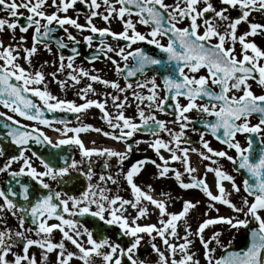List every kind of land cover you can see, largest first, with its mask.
Masks as SVG:
<instances>
[{"label": "snow or ice", "instance_id": "snow-or-ice-1", "mask_svg": "<svg viewBox=\"0 0 264 264\" xmlns=\"http://www.w3.org/2000/svg\"><path fill=\"white\" fill-rule=\"evenodd\" d=\"M0 11L6 13L0 17V33L11 34L7 44L0 39V106L15 114L0 112L5 119L0 127L6 130L3 138L18 153L6 156L0 147V157L5 159L0 173L8 176L7 186L0 188V264H72L74 260L79 264H200L192 251L193 238L202 246L205 264H264V48L255 42V37H264V0H0ZM256 14L261 21L253 18ZM96 18L107 26L98 27ZM113 21H119L122 30L114 31ZM137 25L147 31L141 32ZM241 26H245L243 31ZM29 29L31 46L25 35ZM61 31L63 36L55 35ZM65 38L71 43L67 57L60 51L70 47ZM81 40L92 49L85 59L93 65L101 58L110 63L123 77V87L94 74L99 71L94 66L89 70L75 65ZM53 43L59 54L52 61L56 70L48 75L62 91L68 81L73 87L82 78L90 81L76 93L82 103L52 94L43 66L33 65L38 46L52 54ZM140 43L154 46L156 54L133 47ZM160 69L166 74L158 82L155 72ZM150 70L154 74L149 77ZM58 73L66 79H59ZM93 83L116 94L89 98V94L97 95ZM253 83L261 94L253 91ZM109 97L115 113L108 111ZM133 103L135 115L128 116L125 111ZM93 107L111 131L83 123L81 117ZM46 112L72 113L78 123L69 127L65 119L45 118ZM192 112L197 119L189 115ZM157 113L171 114L174 119H159ZM15 116L33 123L24 124ZM253 117L256 123H252ZM40 125L52 128L59 138L53 141ZM189 130L198 135V141L191 140ZM90 131L123 144V148L86 146L80 134ZM138 133L149 138H137ZM206 136L225 147L214 149ZM238 136L245 137L246 145ZM31 144L51 150L38 153ZM140 144H147L156 159H138L125 171V161ZM62 146L78 149L80 158L65 153ZM192 153L209 161L200 176L195 175L198 169L192 166ZM100 158L102 168H113L115 175L94 171ZM222 159L243 176L240 184L223 169ZM172 162H179L183 171ZM13 164L19 168L12 169ZM149 164L155 168L157 180L172 179L181 190H196L206 198L205 218L194 231L188 217L201 201L183 199L178 212L169 211V203L174 202L170 192L162 191L158 198L152 184L142 187L136 182ZM208 173L213 174L212 185ZM80 178L87 183L79 195L64 190ZM120 178L130 191L129 199L109 187L119 186ZM241 189L237 204L231 197ZM217 204L228 208L231 215H221ZM153 212L155 222H141L150 220ZM9 217L16 221L14 227ZM217 225L221 228L205 238V231ZM224 226L235 232L250 229L243 250H232L231 239L224 241ZM113 228L116 231L109 234ZM57 232L59 240L55 239ZM144 245L150 247L155 261L147 255L141 258ZM34 247L40 250L39 261L30 251ZM218 249L222 250L219 257Z\"/></svg>", "mask_w": 264, "mask_h": 264}, {"label": "rangeland", "instance_id": "rangeland-1", "mask_svg": "<svg viewBox=\"0 0 264 264\" xmlns=\"http://www.w3.org/2000/svg\"><path fill=\"white\" fill-rule=\"evenodd\" d=\"M98 19L99 18H96V22L101 23V22L97 21ZM101 21H103V20H101ZM80 22L81 23L84 22L83 18L80 19ZM100 27H102V26H100ZM10 35L11 34L9 32L5 31L3 33H0V39H3L4 42L7 44L10 41ZM20 35H21V33L19 32V29H17L16 36L19 37ZM27 46H31L30 40L27 41ZM38 49H39L38 53L32 58V62H33L34 67H36V68H41V66H43L41 70L45 73L48 90L52 94L58 96L61 99H64V96H67V97L70 96V92L67 93V90H65V89H64L65 91L63 90L64 92H62L59 85L55 81H53V79L50 75H48L49 73L56 70L55 65H53V63H52L53 60H57L56 53L53 52L54 50L52 49V54H50L46 50H44L41 45L38 46ZM45 61H47L48 63L45 64L44 63ZM20 63L22 65H24L25 67H27V65L25 64V62L23 60H21ZM99 75H101L103 77V74H99ZM59 79H61V78H59ZM61 80H63V79H61ZM89 82L90 81H88L86 78H82L80 84L77 85V89L79 90L80 88H83ZM70 84L72 85V83H70ZM70 84H69V86H71ZM93 87L96 89L97 95L93 96V95L89 94V98L104 99L103 93L108 92L105 90V86L102 84H99V83H93ZM70 88H68V89L70 90ZM76 92L77 91H74V93H76ZM74 97L77 98V100L75 101L77 104L81 103L80 98L77 95H75ZM110 112L114 113V109H111ZM100 117H101V114H100L99 110L93 107L92 109L88 110V113L86 116H83L82 121H83V123L91 124L94 127H99V128L104 129V130L111 131V129L108 128V125ZM49 131L51 133L54 132L53 130H49ZM81 134H86L89 137H92L91 142L95 141V144L90 143L91 146L104 145L106 147L107 145H109V146H114L113 148H116V149H122V147L119 143L114 142L113 140L105 139L104 136L100 133L90 131V132L81 133ZM165 155L167 156V153H165ZM190 155H191L192 166L198 169V171H197V173H195V175H197V176L202 175L204 173V170H205L204 166L206 164H208L209 161H205V162L201 161L199 156L195 153H192ZM172 166L183 171L179 162H172ZM144 171L145 172L143 173V175H140L136 179V182L139 184L138 180H141V185H143V186H145L147 184H152L153 188L156 190V192L154 194H156L157 196L162 191L163 192H170L174 197V202L169 203V211L178 212L181 209L183 199L193 198V199H198L201 201V203L197 207V209H195L190 214V216L188 217V221L191 224L192 229L194 231L197 228L199 221H201L202 219L205 218L203 216V212L205 210L206 198L202 195V193H200L199 191H196V190H188V191L181 190L176 185L175 181L172 179L157 180L154 176V173L156 170L152 165L146 167V169ZM185 180L187 181V175L186 174H185ZM207 180H208V183L210 185L213 184V174L212 173H208ZM120 181H121V179H120ZM225 184H226V187H228L230 189V185H228L227 182H225ZM122 185H123V187H122ZM109 187L112 189L113 193L118 192L121 196H123L126 199L131 198L130 191L127 189V185L125 184V182H122L121 186H120V184H119V186L109 184ZM0 188H1V186H0ZM213 191H215L214 188H213ZM242 194H243V192L241 189V193L240 194L233 193L231 199L233 200V202L239 204L240 203V195H242ZM158 198H159V196H158ZM217 207L220 208V214L221 215H231L230 210L228 208H226L225 206L217 204ZM130 211H131V209H130ZM209 215L215 216L216 213L215 212H209ZM155 220H156V214L153 212V213H151L150 220L141 221V222L142 223L143 222H155ZM52 222H54V221H52ZM9 223L14 227L16 224V221L13 218L9 217ZM220 228H221V226L217 225V226H214L213 228L207 229L205 231V238L210 236L213 230H217ZM178 231L180 232V235L183 236V230L178 229ZM223 231H224L223 239L226 243L228 240L231 239L232 244H237L240 241V239L244 236V229H240L239 232L228 231L227 226H224ZM233 237H234V239H233ZM59 238H60V234L58 232L55 233V239L59 240ZM145 240H147V237H145ZM193 240H194V244L192 245V251L197 254V258L200 259V264H205V261L203 258L202 246L200 245L198 240H196L195 238H193ZM177 242H181V241H177ZM156 243L160 244L158 239H157ZM160 246L163 247V245H160ZM69 248H70V250H74L71 245H69ZM17 250H19V249H17ZM30 251L36 254L37 260L39 261L40 250L38 248L34 247V248L30 249ZM221 253H222V250L218 249L216 252V256L219 257L221 255ZM140 256L142 258L141 249H140ZM51 258L54 259V254H52ZM148 258L152 261H155V259H156L155 255L151 253V250L148 253ZM177 258H179V256ZM72 264H79V261L74 260V261H72Z\"/></svg>", "mask_w": 264, "mask_h": 264}, {"label": "flooded vegetation", "instance_id": "flooded-vegetation-1", "mask_svg": "<svg viewBox=\"0 0 264 264\" xmlns=\"http://www.w3.org/2000/svg\"><path fill=\"white\" fill-rule=\"evenodd\" d=\"M168 2H171V0H168ZM77 7H82L81 5H77ZM21 12H24L23 9L20 10ZM71 14V13H70ZM25 15H27V13H25ZM0 17H6V13L3 12V11H0ZM83 18V16L81 17ZM255 20H258V21H261L262 20V17L259 15V14H256L254 17H253ZM133 19L135 20L136 17H133ZM84 21V19H83ZM97 21L101 22V23H97L96 22V19H95V23L97 24L98 27L102 26V27H106L107 25L105 24L104 21H101L100 19H98ZM20 23L23 24L24 23V20L21 19L20 20ZM244 27L245 26H241V31L244 30ZM111 28L114 30V31H120L122 30V26H121V23L119 21H113L112 24H111ZM137 28L138 30H140L141 32H145L147 31L146 28H144L143 26L141 25H137ZM70 31H73V33L75 34V30L74 29H70ZM88 34V33H85V35ZM27 37H28V40L31 41V35H32V30L29 29V32L26 33ZM55 35L57 36H63V33L62 31L61 32H57L55 33ZM80 37L78 36V39ZM251 39V38H250ZM65 42L69 43L70 47L71 48V43L66 41V38H65ZM98 42V41H97ZM166 42V41H165ZM255 42L261 47V48H264V37H260V36H257L255 37ZM106 43H110V44H113L115 45V41H112L111 39H106ZM121 44H123L124 42L121 41L120 42ZM52 46V49L54 50L53 52L56 53V56L58 58V52H57V47L55 45H51ZM79 47V51H80V56L76 58L75 60V65L77 67H84L86 69H89L91 70L93 68V66L99 70L98 73H94V74H103V77L105 79H108V80H116L120 83V85L123 87L124 86V79L122 76H118L115 71H114V68L112 67V65L106 61L103 60V58H101L100 60H97L94 62V65L93 63H89L88 60L85 59L86 56H88L91 52H92V49H89L83 42V40H81V43L80 45L78 46ZM133 47H142L144 49H146L150 54H153L155 55L156 54V49L154 48V46H150V45H147L145 43H140V44H137V45H133ZM69 48H66V49H62L60 50L61 52H63V54L67 57L68 55L71 54V51H69ZM237 53H239V45L237 44ZM129 64H132L133 61L132 59L130 58L129 61H128ZM121 64H123V62H121ZM154 74L153 71H148L147 72V75L150 77ZM155 74L157 75V80L159 82L160 80V77L162 74H166L163 72V69H160L159 71H156ZM58 77L61 78V79H66L65 75L63 73H58ZM142 78V77H141ZM72 83L71 81H68V85ZM71 85V84H70ZM71 87V88H70ZM70 88V90L68 89ZM65 90H67V93L70 92V96H64V99H67V100H73V101H76L77 98L74 97L76 95V93H74V91H78L77 89V85H75L74 87L71 85V86H68L67 88H65ZM64 90V91H65ZM105 90L108 91V92H111L113 94H116L115 93V90L111 89V88H106L105 87ZM62 91V92H64ZM253 91L256 93V94H261L262 90L255 84L253 83ZM121 97L123 96V94H120ZM161 95H163V93H161ZM105 98V97H103ZM129 99L131 100V96H129ZM81 103L83 102L81 99H80ZM182 103H186V101L184 100H181ZM108 111L110 112L111 109H114L112 107V103H111V99L110 97L108 98ZM0 111L1 112H6L8 115H15L11 112H9L7 109L3 108L2 106H0ZM147 111V110H146ZM168 112L170 113L171 112V109L168 110ZM114 113H115V109H114ZM125 114L128 115V116H134L135 115V103H133L132 106L128 107L125 111ZM194 120L197 119V114L195 112H192L189 114ZM157 116L159 119H163V120H166V121H169V120H173L174 117L171 115V114H163V113H157ZM15 119H18V120H21L22 123L24 124H29L31 125L32 123H30L29 121L27 120H24L23 118L19 117V116H15ZM81 120H83V117H81ZM257 122V119L256 117H253L252 118V123H256ZM78 122L76 123H73V124H68L69 127H73V126H76ZM55 127H62V125L60 124H55L54 125ZM40 127L42 128L43 131H46V130H53L52 128L50 127H47V126H43V125H40ZM169 127H173V125H169ZM203 130V129H201ZM105 131H108V130H105ZM56 133V132H55ZM71 135V133L69 134ZM81 135V138L83 139V141L86 143V146L88 147H105L104 145H94V146H91L90 143L91 142V138L92 137H89L88 135L86 134H80ZM86 135V136H85ZM164 135V138L167 139V136L166 134H163ZM188 136L191 138V140L193 142H196L198 141L199 137L196 133H193L192 131H188ZM105 139H108V140H111L109 138H106L104 137ZM137 138H142V139H148L149 137L147 135H143V134H140L138 133L137 134ZM206 139H208L210 142H211V146L214 148V149H223L225 146L224 145H221L220 143H218L214 138H212L211 136H206L205 137ZM238 139L240 140L241 144L242 145H246V141H245V137L244 136H238ZM115 142V141H114ZM121 145V147L123 148V144L119 143ZM145 145V146H144ZM193 146L199 148L200 145L198 143H194ZM106 147H114V146H109L107 145ZM63 148V151L65 153H68V154H71V156L75 159H79L80 158V154H79V151L78 149L74 148V147H68V146H62ZM28 155H31V152H28L27 153ZM229 154L231 155H235L234 152H229ZM12 154H8L7 156H11ZM144 158H151V159H156V155L155 153L148 148L147 144H140L139 145V148L138 149H134L133 152L131 153V155L129 156L128 160L125 161V164H124V170L126 171L127 168L130 166L131 163H134L136 160L138 159H144ZM35 160V158H33ZM206 161V160H205ZM204 161V162H205ZM3 162H5V159L3 157H0V164H2ZM112 165H115V160H112L110 162ZM221 165L223 166V169L229 173H231L232 175H234L236 177V181L238 184L241 183L243 177L234 172L233 171V166L231 165L230 162H228L227 160H224L222 159L220 161ZM102 164H103V160L102 158L100 159H96V164H95V169L94 171L97 172V173H101L103 171H107V172H112L114 175H115V171L113 168H109L108 170H104L102 168ZM151 164L147 165L146 167L150 166ZM37 166H38V162H37ZM19 168V164H13L12 165V169H18ZM145 171H143L144 173ZM143 173L141 175H143ZM75 175V174H74ZM8 177L7 174L5 173H0V186L2 187L3 186V182H4V179ZM26 179H28L27 177H25ZM67 179V177L65 178ZM82 179L83 182H86L85 180H83V178H80ZM121 181H120V186H121V183L124 182L122 178H120ZM139 181V184L141 185V180H138ZM67 186V185H66ZM143 187V185H141ZM123 187V185H122ZM53 188H57V185L53 184ZM57 190H59L57 188ZM242 192H243V189H242ZM73 195H79V194H73ZM251 199V198H249ZM27 227V225H26Z\"/></svg>", "mask_w": 264, "mask_h": 264}, {"label": "water", "instance_id": "water-1", "mask_svg": "<svg viewBox=\"0 0 264 264\" xmlns=\"http://www.w3.org/2000/svg\"><path fill=\"white\" fill-rule=\"evenodd\" d=\"M68 117H72L73 119H75V115L72 113H69V114L60 113V112H56V113H47L46 112L45 113V118H48V119H65V120H67ZM67 121L70 122L71 120H67ZM4 122H5V119L0 117V125H2ZM5 133H6V130H4V129H2V127H0V140H2V143H0V145L2 147H4L5 153L13 151L15 154H18L15 146H13L9 142V140L3 138ZM30 147L32 150L37 151L38 153H47L49 150H51L48 147L43 146V145L31 144ZM7 181H8V178L5 180L4 187L7 186ZM25 182H29V181L27 180ZM81 185L84 187L83 183L81 184L78 181L77 183H75L74 185L71 186V190H68V192L71 193L74 190L80 189ZM88 222H89V224H91V221H88ZM249 230L250 229H246V237L243 239L242 243L238 247H232V250H243L246 247V245L248 243V232H249ZM115 231H116V229L113 228L110 230V233L113 234Z\"/></svg>", "mask_w": 264, "mask_h": 264}]
</instances>
